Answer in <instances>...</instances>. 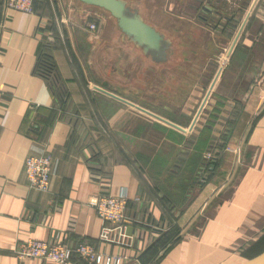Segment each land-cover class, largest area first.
<instances>
[{
  "label": "crops",
  "instance_id": "0c3cea01",
  "mask_svg": "<svg viewBox=\"0 0 264 264\" xmlns=\"http://www.w3.org/2000/svg\"><path fill=\"white\" fill-rule=\"evenodd\" d=\"M143 1L173 18L195 2L186 14L193 18L207 0ZM33 2V12L23 13L0 0V264H55L18 258L17 244L28 239L89 243L126 256L124 264H244L264 252V58H254L253 30L222 80L234 83L242 107L216 171L204 180L212 146L237 103L225 94L231 88L222 86L210 107L214 81L202 101L198 94L183 110H158L143 102L142 50L117 24L109 19L89 32L74 23L67 0ZM243 11L246 18L252 8ZM220 19L223 26L230 16ZM97 47L110 54L101 57L110 74L103 85L94 78ZM42 52L55 59L69 107L37 72ZM132 71L141 90L135 97L126 90ZM166 112L182 120L159 118ZM44 152L53 157V175L48 191H38L29 187L24 166L27 157ZM100 193L128 197L127 214L143 226H131L133 247L99 240L103 222L88 200ZM82 262L74 257L70 264Z\"/></svg>",
  "mask_w": 264,
  "mask_h": 264
},
{
  "label": "rangeland",
  "instance_id": "374dc122",
  "mask_svg": "<svg viewBox=\"0 0 264 264\" xmlns=\"http://www.w3.org/2000/svg\"><path fill=\"white\" fill-rule=\"evenodd\" d=\"M67 1L68 3L66 11L69 12L70 10V12L73 13L72 15L74 18V23H78L77 25H79V27H84L89 32H94L95 30L99 29L103 22L107 23V20L109 19L116 25L115 19L111 17L108 12L102 9L87 6L82 3L79 4V7L74 6L71 8L70 5L79 3V1ZM127 1L131 6L137 7L142 15L145 14V17H143L145 20H147V22L154 23L156 28L163 31V33H165L166 36L173 42L171 57L167 62L164 63H154L152 66V62L150 61L149 57H146L142 51L145 57L144 79L142 82V96L144 97L143 102L147 105L150 104L149 106L153 105L159 108L158 110H163V105H170L183 110L181 109L182 105L187 104L189 100L192 102V98L199 96L198 94L201 95L199 100L202 101L203 94H205V91L209 90L211 85L210 82L213 81V95L208 100V103L205 104V107H210V103H214V100H217V98L215 99L216 94L219 93V90L222 86H224V89L231 88V90L225 92V94L230 96L228 100L236 101V91L232 90L234 83L229 84L228 86L221 84L226 71H229L228 69L232 57L234 56L236 49H238L241 42L244 40L249 28L253 30V41L259 42L257 49L254 51V58L259 60H261L262 57L264 58V0H249L248 6L245 0H228L226 3L222 2V0H207L202 5L203 13L202 11L199 13L203 15V17H201V15L199 16V14H196L193 16V18L187 17L186 14L191 11L189 10V6L193 7L196 5L195 2L186 3L184 11L185 16L183 14H178V18H173L172 15L161 14V16L159 14L160 11L155 9L157 7V3H154L153 5L152 3H146L143 0ZM194 1L197 3L198 0ZM252 4L255 5L253 6L255 9L251 7ZM243 8L245 11H243ZM251 8V14L244 18L245 13H242V11L247 12L250 11ZM223 13H225V15ZM228 15L240 22L238 23V26L237 24H231L234 25L235 29L234 34L230 36L227 33H223V26L227 21L225 22L222 20L224 21V25L222 26L219 24L221 19L218 20L219 16ZM242 18H244V31L243 33H240L242 30L240 27L243 26H241ZM92 24L97 26L95 30L90 28V25ZM239 34H241V38L239 36L240 40L238 42ZM49 55L54 61L55 59L52 57V55ZM101 57H104L106 60H108L110 59V54L104 52L103 50L100 51V47H97L95 50V55L92 56L95 65L94 71L97 73L94 78L97 80L98 84L103 85L107 78L110 79V74L107 72L109 70V66H104L103 62L101 61ZM112 57L120 59L119 56L115 57L112 55ZM226 58L228 61L225 65H223V60ZM116 63L120 64L119 62ZM54 64L57 67L55 61ZM221 66H224L223 68L225 69L224 72L222 71L223 73L218 72ZM119 73H121V75L125 74L123 70H121ZM131 75L132 76L129 77V87L126 90L129 96L135 97V92L141 91L139 89L140 82L138 80L137 83H135V72L132 71ZM204 80H207V82L205 83ZM112 82L111 84H107L111 85L112 87H116L118 85ZM198 89H202V92H204L201 93ZM66 90L68 91L67 86ZM233 96H235V98ZM236 102L237 103L235 107L237 104L238 107H241V104L238 101ZM161 114L162 115H159V118L162 119L164 117L171 119L177 117L175 118L177 121L182 120L179 115L175 116L171 115L170 113L168 114L167 112ZM210 136L211 135L208 137ZM204 137H206V135ZM201 147H203V145ZM211 152H209V154ZM213 156L214 155L212 152V156L209 158H213Z\"/></svg>",
  "mask_w": 264,
  "mask_h": 264
},
{
  "label": "built area",
  "instance_id": "2783aa9c",
  "mask_svg": "<svg viewBox=\"0 0 264 264\" xmlns=\"http://www.w3.org/2000/svg\"><path fill=\"white\" fill-rule=\"evenodd\" d=\"M5 7L23 13H32L33 0H5ZM96 27L95 24L90 25L93 30ZM3 31L4 24L0 22V39ZM227 61V58L224 59L223 65ZM24 173L31 189L48 191L53 175L52 155L48 152L30 155L25 161ZM88 205L96 211L103 222L99 235L101 242L119 247H133L136 241L134 233L132 235L128 234V229L131 227L130 223L133 222V219L127 214L129 199L126 195L113 196L100 193L91 196L88 200ZM14 253L20 259H41L55 264H70L74 257L87 264H124L127 260L124 255H113L97 251L94 245L85 242L68 245L61 241L48 243L46 241L28 239L18 243Z\"/></svg>",
  "mask_w": 264,
  "mask_h": 264
},
{
  "label": "water",
  "instance_id": "95a60500",
  "mask_svg": "<svg viewBox=\"0 0 264 264\" xmlns=\"http://www.w3.org/2000/svg\"><path fill=\"white\" fill-rule=\"evenodd\" d=\"M81 3L108 12L116 21L118 29L136 47L140 48L146 57L155 63L169 60L172 51V41L155 26L145 20L140 10L133 7L127 0H78ZM133 228L128 229L132 235ZM244 264H264V252Z\"/></svg>",
  "mask_w": 264,
  "mask_h": 264
},
{
  "label": "trees",
  "instance_id": "16d2710c",
  "mask_svg": "<svg viewBox=\"0 0 264 264\" xmlns=\"http://www.w3.org/2000/svg\"><path fill=\"white\" fill-rule=\"evenodd\" d=\"M34 3V2H33ZM255 6V5H253ZM255 9V7H253ZM237 21V22H236ZM240 23L237 19L230 17V19L226 22V24L223 26V33H227L229 36L234 34V25ZM234 24V25H231ZM244 24V18H242L241 26ZM242 30L240 33H243L244 31V25L240 27ZM239 36L241 38V34L238 35V42H239ZM37 72L38 74L45 78L47 82H49V86L51 87V90L53 93L58 96L62 102L63 107H69V96H68V91L66 90V86L64 81L62 80L60 74L58 73V70L54 64V61L52 60L51 56L47 52H42L40 59L37 63ZM241 106V105H240ZM242 107V106H241ZM241 107L237 106L235 109L231 112L228 120H227V125L224 131L221 133L220 137H218L219 141L216 142L214 146H212V152H213V158L208 159V163L204 165V173L202 177L204 176V180L208 179L211 177L214 172L216 171L218 167V160L220 159V154L225 148L226 141H227V136L230 134V131L234 127V123L238 118L239 111ZM240 108V109H239ZM210 129V126L208 127ZM130 223V222H129ZM130 225L135 228L142 226L136 225L135 222H131ZM143 227V226H142ZM113 245V244H112ZM135 247V246H134ZM81 263V260H80ZM83 264H87L82 262Z\"/></svg>",
  "mask_w": 264,
  "mask_h": 264
},
{
  "label": "bare ground",
  "instance_id": "6f19581e",
  "mask_svg": "<svg viewBox=\"0 0 264 264\" xmlns=\"http://www.w3.org/2000/svg\"><path fill=\"white\" fill-rule=\"evenodd\" d=\"M233 151V150H232Z\"/></svg>",
  "mask_w": 264,
  "mask_h": 264
}]
</instances>
